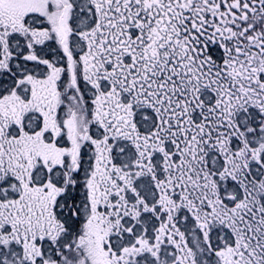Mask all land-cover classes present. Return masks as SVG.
I'll use <instances>...</instances> for the list:
<instances>
[{
  "label": "snow or ice",
  "instance_id": "1",
  "mask_svg": "<svg viewBox=\"0 0 264 264\" xmlns=\"http://www.w3.org/2000/svg\"><path fill=\"white\" fill-rule=\"evenodd\" d=\"M0 264H264V0H0Z\"/></svg>",
  "mask_w": 264,
  "mask_h": 264
}]
</instances>
